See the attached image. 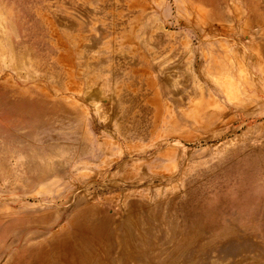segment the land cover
I'll return each mask as SVG.
<instances>
[{
    "label": "rangeland",
    "instance_id": "374dc122",
    "mask_svg": "<svg viewBox=\"0 0 264 264\" xmlns=\"http://www.w3.org/2000/svg\"><path fill=\"white\" fill-rule=\"evenodd\" d=\"M0 264H264V0H0Z\"/></svg>",
    "mask_w": 264,
    "mask_h": 264
}]
</instances>
